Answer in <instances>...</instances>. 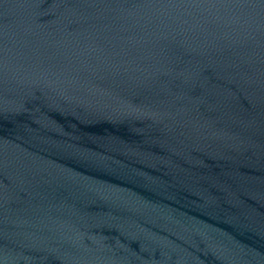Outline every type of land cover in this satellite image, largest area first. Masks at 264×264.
Returning <instances> with one entry per match:
<instances>
[{
	"label": "water",
	"instance_id": "95a60500",
	"mask_svg": "<svg viewBox=\"0 0 264 264\" xmlns=\"http://www.w3.org/2000/svg\"><path fill=\"white\" fill-rule=\"evenodd\" d=\"M0 264H264V0H0Z\"/></svg>",
	"mask_w": 264,
	"mask_h": 264
}]
</instances>
